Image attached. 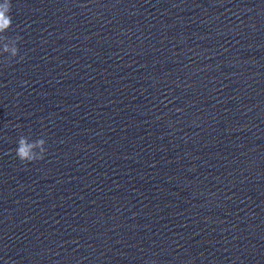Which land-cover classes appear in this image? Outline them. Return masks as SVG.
I'll list each match as a JSON object with an SVG mask.
<instances>
[{"label": "water", "instance_id": "water-1", "mask_svg": "<svg viewBox=\"0 0 264 264\" xmlns=\"http://www.w3.org/2000/svg\"><path fill=\"white\" fill-rule=\"evenodd\" d=\"M2 2V0H0ZM0 55V264H249L159 0H12ZM23 59H20V57ZM46 139L22 162L20 136Z\"/></svg>", "mask_w": 264, "mask_h": 264}, {"label": "clouds", "instance_id": "clouds-1", "mask_svg": "<svg viewBox=\"0 0 264 264\" xmlns=\"http://www.w3.org/2000/svg\"><path fill=\"white\" fill-rule=\"evenodd\" d=\"M12 0L0 2V55L7 53V61L19 55V35L7 37L4 34L13 26ZM20 59H23L21 56ZM46 139L38 138L30 140L27 136H20L17 140V147L14 149L16 157L22 162H32L43 159L48 149L45 147Z\"/></svg>", "mask_w": 264, "mask_h": 264}]
</instances>
